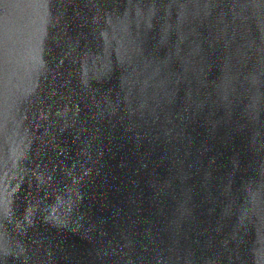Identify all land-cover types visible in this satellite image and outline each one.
<instances>
[{"label": "water", "instance_id": "1", "mask_svg": "<svg viewBox=\"0 0 264 264\" xmlns=\"http://www.w3.org/2000/svg\"><path fill=\"white\" fill-rule=\"evenodd\" d=\"M0 264H264V0H0Z\"/></svg>", "mask_w": 264, "mask_h": 264}]
</instances>
